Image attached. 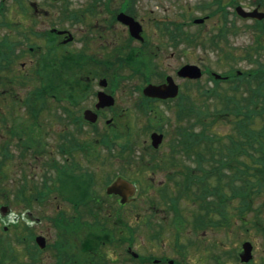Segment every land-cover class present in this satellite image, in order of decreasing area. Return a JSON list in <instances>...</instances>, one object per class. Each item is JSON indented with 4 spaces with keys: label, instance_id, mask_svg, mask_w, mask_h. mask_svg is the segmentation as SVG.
Instances as JSON below:
<instances>
[{
    "label": "flooded vegetation",
    "instance_id": "af4514ba",
    "mask_svg": "<svg viewBox=\"0 0 264 264\" xmlns=\"http://www.w3.org/2000/svg\"><path fill=\"white\" fill-rule=\"evenodd\" d=\"M90 1H97L104 9L103 15L88 12L85 6L80 12L89 18L102 16L101 22L94 23L98 28L90 36H76L64 25L36 28L35 33L26 28L28 54L34 56L32 67L38 65V59L56 58L50 54V47L58 49L59 59L76 58V52L87 53L89 44L99 40V44L108 46L106 56L90 53L87 58L105 75L67 76L66 84L59 86L61 115L54 147L60 171L43 172L40 176L30 172L25 186L0 189V264H225L224 242L207 239L208 231L222 236L221 209L210 211L207 206L183 203L187 187L182 185L188 184L192 173V165L186 163L193 159L191 140L183 142V129L189 131L192 125V82L179 76L178 69L191 63L192 53L186 48V43L188 49L191 47L192 36L187 29L190 26L187 21H156L151 28L155 35L150 37L144 18L139 17L140 37L135 38L116 15L122 11L136 20L139 0H120L114 7V0ZM63 7L58 6V19L67 17L82 24L73 18L74 12ZM31 9L25 12L29 20L36 14L53 15L36 4ZM114 24L123 31V39L118 32L105 30L108 26L112 30ZM88 26L86 30L93 29ZM157 30L162 32L161 46L155 42ZM108 34L116 35L121 42L114 45V38L108 39ZM68 35L72 38L65 42ZM37 39L41 44H37ZM76 41L82 47L72 45ZM69 43L78 49L69 50ZM117 46L126 57L129 52L144 54L149 62L146 74L139 75L140 71L138 75H109L110 51L119 58L121 55ZM164 47L170 50L165 52ZM166 58H178L179 62H172L171 73L157 70ZM156 59L159 63H153ZM121 71L124 73L125 69ZM168 77L177 84L176 96L159 98L143 93L146 84L165 85ZM130 80L134 81L132 86L121 85V81ZM100 90L112 96V105L97 107ZM90 92L93 99L84 107ZM86 109L97 114L95 122L83 119ZM136 119L139 124L134 123ZM154 132L161 135L156 147L151 143ZM94 162L101 163L105 170H92ZM116 179L126 180L134 187L108 193L107 186ZM4 193H8L7 199ZM199 231L203 240H196ZM192 250L201 251L197 254L199 263L196 259L190 261ZM231 255L233 258L234 253ZM237 264H255V260Z\"/></svg>",
    "mask_w": 264,
    "mask_h": 264
},
{
    "label": "trees",
    "instance_id": "16d2710c",
    "mask_svg": "<svg viewBox=\"0 0 264 264\" xmlns=\"http://www.w3.org/2000/svg\"><path fill=\"white\" fill-rule=\"evenodd\" d=\"M205 4L211 10L210 16L216 14L222 20L221 32L214 36L213 46L227 43L224 36L237 30L236 20L226 10L225 4L218 0ZM252 20L251 24L245 26L255 35L252 51L246 50L247 63L250 65L245 69L234 68L235 57H232V53L221 49L218 51L224 55V64L229 65L228 70L222 72L226 77L214 79L213 86L198 90L196 97L201 102L197 104L193 101L191 130H183V142L191 140L192 153L197 158L192 174L193 197L200 198L201 203L208 205L222 201L225 207L234 198H238L241 216L250 210L254 211L257 228L264 234L260 215L264 202L252 207L253 200L264 195V57L261 56L264 55V19ZM13 51L10 41L0 43V60L3 61L0 63V73L5 71L0 76L1 100L12 91L13 84L23 86L26 83L24 76L13 78L8 74L9 65L15 57ZM38 83L44 88H36L35 83L32 92L26 93L21 100L29 118L27 124L23 123L25 126L20 133H13L10 128L8 138L0 144V178L8 176L6 170L13 160L9 148L13 136L18 135L16 144L20 145L21 151L31 149L38 152L34 154L41 153L42 130L36 127L40 122L38 116L45 99L39 94L48 91L57 93L58 88L56 82ZM10 97L12 104L20 101L15 95ZM210 99L213 103H209ZM12 104L8 110L10 116L14 107ZM11 117V124L22 125V118L17 119L14 115ZM0 118L6 120L2 114ZM220 122L229 127L223 134L217 129ZM208 196H214L216 201L206 199Z\"/></svg>",
    "mask_w": 264,
    "mask_h": 264
},
{
    "label": "rangeland",
    "instance_id": "374dc122",
    "mask_svg": "<svg viewBox=\"0 0 264 264\" xmlns=\"http://www.w3.org/2000/svg\"><path fill=\"white\" fill-rule=\"evenodd\" d=\"M120 0H114V2L111 3V5L114 7L116 5H118V2ZM202 0H139L138 1V7H137V18L136 20H139V17H143V22L145 25V28L148 29L150 34V37H154V30H152L151 28H154L155 25L154 23L156 21L158 22H163L165 20L171 19L172 21H175V23H180L181 21H187L189 20L188 18L190 17H194V18H200L202 16H204L207 13H210V9L208 8H203L202 6H200V2ZM236 3H239L241 6H243L246 9H252L254 7H256V4L259 5V10L264 11V0H234ZM21 2H23V8L20 7V3H18L16 0H0V3L4 6L3 8V13L0 15V35L2 34H10V37H14L16 38V34H15V28L16 29H21V28H28L29 31L28 32H33L37 29L41 30L43 28H48L51 27L52 24L57 26L60 25H64L66 28H68L74 35H78L81 36L83 34H88L90 36V34L92 32H94L95 30H97L98 26L95 24L97 21L101 22V18L102 16H92L91 18H89V16H85L84 21L85 22H81L82 24H79L78 22L76 23L75 20H71V19H67L66 18H59V13H58V6H64L63 9L64 10H68V11H72L74 12L73 14V18H77V19H81L83 17V13L81 14L80 12H82L84 10V6L87 7V11L88 12H92V13H97L100 12L102 14V11L104 10L101 4H98L97 1H94L93 3L90 0H57L56 2L50 3L48 2V0H22ZM30 2L36 4L40 9H46L48 11H50L51 13H53V15H49V16H44L41 14H36L35 16L33 15V17L29 20L27 19V16H25V12L31 11V7H30ZM115 3V4H114ZM97 4V5H95ZM95 5V6H94ZM26 6L27 10H23ZM74 10V11H73ZM103 15V14H102ZM184 17H182V16ZM58 19V20H57ZM220 16L219 15H215L213 14L210 18H208L206 21H204V23L201 25H197V24H192V26H190L188 29V31H190L188 34L192 36V41L191 43V47L188 49L187 47V43H186V48L187 50H191V59L189 60V62L196 64L198 66H200V68H204V67H208L210 69H212L213 71H221V70H226L227 69V65H219L215 62V59L217 58L215 56L214 53L209 52V48L213 47V39L214 36L216 35L217 31H218V27L221 24L222 20H220ZM68 21V22H67ZM246 22L243 23L244 21H241L239 19H237V23H239L237 25V30H244V24L250 22V19L245 20ZM19 22V24L17 23ZM73 22V23H72ZM5 23V25H4ZM242 23V24H240ZM90 24V26L93 27L92 30H86V27ZM158 26V25H157ZM89 27V26H88ZM159 27V26H158ZM113 29H110V26H108L107 28H105V30H107V33H111V32H118L119 34H121L120 39H123V31L121 32L120 27L117 26L116 24H114V27H112ZM157 32V38L155 40V42H157L160 46L164 43V41L162 40V32L160 31H156ZM147 34V33H146ZM76 35V36H77ZM153 35V36H152ZM195 36V38H194ZM106 37L108 39H113V44H118L121 41L117 40L118 37H116V35H106ZM249 35H247L246 33H242V34H236V36L233 38L232 40V45H236L237 47L240 48L241 52H242V47L244 45H246L247 43H249ZM149 39V37H148ZM150 40V39H149ZM37 42V44H41V40H35ZM22 43V41H21ZM72 45L76 46V47H82L78 41H76L75 43H73ZM95 45V46H94ZM152 45H156L155 43L152 42ZM182 45V44H181ZM70 46L68 47L69 50L71 51H75V49L78 48H74L71 46V43H69ZM66 46V47H67ZM94 46V47H93ZM26 43H22L20 45V48L26 49ZM91 47H93L91 49ZM107 45L100 43L99 44V40H96L95 42H92L91 44H89L87 53L86 52H76L75 54L77 55L76 58L73 57H66L63 56L62 59H57L56 61L53 62L52 65H50L48 68L44 69V67L46 66H42L40 67V69H38V74L41 75L42 78H50L53 80H57L60 84L65 85L67 82V75L68 73H70L71 69L75 66L76 68H78L77 64L83 65L84 63L87 62L86 58V54L91 55L90 53H95L97 57H101V56H106L107 53ZM235 47V46H233ZM19 48V47H18ZM19 48V49H20ZM117 48L119 49V51L121 52L122 48H120L119 46H117ZM181 47H177L176 50L179 51ZM80 49V48H79ZM81 50V49H80ZM169 48H165L164 47V51H169ZM252 49H250L249 51H251ZM23 54L18 57L15 62L10 66L9 70L13 71L14 73H19V74H26V75H30V69H31V61L34 56H30L26 51L22 52ZM18 54V52L16 53ZM239 52L238 50L235 49V56H238ZM264 57V56H263ZM110 63L109 65L111 67H113L114 72L116 75H125V74H129V71L125 68V72L123 73L121 71V68H117L114 64L116 63H123V65H129L131 67H136L135 70L138 73V68L141 67V72L139 75L142 74H146V70H147V66L149 65V62L146 61L144 54L143 55H138L135 52H129V56H125V53L121 52L120 58L119 55L111 50L110 54L108 56ZM178 59V58H177ZM177 59H169L166 58L164 60V62H162V64L160 65L159 68H157V70L162 69L163 71H167L171 73V70H173V66L174 64L172 63L173 61H177L179 62ZM242 59H244L242 57ZM245 60V59H244ZM51 62V61H49ZM89 62L87 63V66L89 68L90 71H92L93 73L96 74H101L104 75L102 72H100L99 68L93 69L91 66H89ZM153 63H159V60L156 59L153 61ZM175 63V62H174ZM92 64V63H91ZM238 67L244 68L246 67L245 62L239 59L238 62H236ZM250 65V64H248ZM157 67V66H156ZM4 72V71H3ZM9 74V73H8ZM2 75V74H0ZM11 75V74H9ZM68 76H73V75H68ZM32 79L29 80L27 82L28 86L27 87H18L15 84L12 86L13 88V92L10 94V92L6 93L5 95L7 96L4 99H0V113L6 117V120H1L0 118V144L2 142V140L7 139L8 135H9V129H12V132L14 133L15 131H18L20 133V131L24 128L25 125H23V123L27 124V120L29 119L27 117V111H26V107L23 105L24 102L23 101H19L17 103H13L10 102L11 97L10 95H17V98L19 99H23V96L25 95V88H31V83H32ZM38 82V81H36ZM124 83H127V86H132L134 81L130 80V81H121V85H123ZM199 83V87L202 86H210L212 85L211 81L208 79L207 77V73L203 74V76L199 79L198 81ZM36 88H44V86L42 84L36 83ZM39 84V85H38ZM121 90V89H119ZM91 92L89 93V96L87 98V101L84 104V107L89 106V103L92 101L93 97L90 96ZM191 94H192V98L193 101L195 103L199 104V100L195 97L197 94V90H196V83H192V90H191ZM209 103H213L212 100H209ZM12 104L13 110L11 111V114L14 115V117H16L17 119H21L22 125H13L11 124V116L9 115V106ZM57 104V103H56ZM59 106V104H57ZM47 109L49 110H57L59 108L56 109L55 104H53L52 106H47ZM48 113L44 112L42 115H40V120H42L44 131H47V134L44 133V137L47 140V143L49 145V150H46L47 153L50 154V156L48 157V155H42L40 157H35L33 154H29L26 156L21 157L19 155V148H16V138L18 135L13 136L12 138V145L10 146V149H12L13 151V160L12 163L10 164L9 168L6 170L8 173V177L6 178V182H8V187H16L17 184H20L26 177L27 178L30 177V172H32L33 176H40L41 173L43 172H47L46 170H48L49 173H52L53 171H51V169H48L47 167L49 166L50 163V158H56L59 161L58 156H56V152H55V147H54V139H55V133L58 132L59 130V122L56 121H51L50 119H48ZM134 119V118H133ZM131 122H133V120L131 119ZM62 123V122H61ZM135 124H139L140 121L138 119H136L134 121ZM141 125V124H140ZM217 129L218 131L223 134L225 132H227V130L229 129L228 125L224 124L223 122H220L219 125H217ZM7 136V137H6ZM45 141V140H44ZM103 153V151H102ZM32 156V158L30 157ZM98 162H94L91 164V169L95 170V171H101V170H105L104 167L105 166H101V163ZM187 164L194 166L195 162L194 160L191 161H186ZM179 165V164H177ZM13 180V181H12ZM35 181H40L39 179H34ZM13 182V183H12ZM264 199V195H260L259 197H257L254 202H253V206L257 205V203H260L261 200ZM184 200V204H186L187 200ZM236 201L232 202L231 204H229V206H227V209L229 208V211L234 213V205H236ZM103 213V212H102ZM235 214V213H234ZM247 219L251 221L252 215L251 213H248L247 215ZM261 217H264V207L263 210L261 212ZM241 225V221H239L238 217H237V221L234 225V227L230 230H223L222 232V236L218 233H216V231H208L207 234V239L209 240V242L213 241V240H218L219 242H225V249H232V252L234 253L237 248H239L240 242L242 241L243 238H247L248 240H250L253 244H254V256L255 257V264H261V260L264 257V242L263 239L261 237L260 234H258L257 232H255L254 228H249L247 230V227L244 228H239ZM245 226H248L245 225ZM238 227V230H237ZM234 229V232L237 230L238 236H240L239 238H237L235 240L234 235H232V231ZM227 231V232H226ZM226 233V234H225ZM196 235L198 237H196V240H203V236H202V232L199 231L198 233H196ZM226 235V236H225ZM189 236H193L192 233H190ZM204 242V241H203ZM234 243L233 247L232 244ZM195 250V247H194ZM201 250V249H199ZM201 251H189V254L191 255V260L193 261L196 259V262L199 263V256L197 254H199ZM225 264H231L230 263V259L229 258H225ZM201 261V260H200ZM131 264V263H129ZM192 264H195L194 262H192ZM263 264V263H262Z\"/></svg>",
    "mask_w": 264,
    "mask_h": 264
},
{
    "label": "water",
    "instance_id": "95a60500",
    "mask_svg": "<svg viewBox=\"0 0 264 264\" xmlns=\"http://www.w3.org/2000/svg\"><path fill=\"white\" fill-rule=\"evenodd\" d=\"M237 11L240 12V14L242 15H250V16H256L258 18H261L262 16H264L263 13H258L257 10H253L252 12H244L242 11L240 8H237ZM117 18L128 24L130 26V29H132V32L136 35L139 31H140V25L134 21L130 16L125 15L123 13H120ZM199 21V20H197ZM181 75H188L191 77H197L200 75L199 69L195 66V65H187L185 66L183 69H181L180 73ZM169 85L167 86H153V85H147L144 88V93L147 95H152V96H173L176 94L177 89L174 86V84H172L171 80L169 79ZM99 104L98 106H104V105H109L112 103V99L110 96H106V95H100V99H99ZM85 117L88 119H93L94 115L90 114L89 112L85 113ZM152 139H153V144L156 145L157 142L160 140V136L153 134L152 135ZM124 187H130L129 184L127 182H118V183H113L111 186L108 187V191L110 192L111 190H116L117 189H121ZM250 245L248 243H244L243 244V252L241 254V260L243 261H247L250 258Z\"/></svg>",
    "mask_w": 264,
    "mask_h": 264
}]
</instances>
